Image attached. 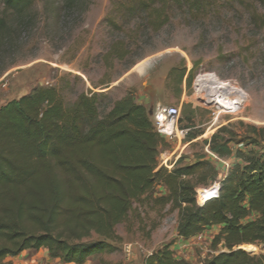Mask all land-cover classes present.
Listing matches in <instances>:
<instances>
[{
  "label": "trees",
  "instance_id": "1",
  "mask_svg": "<svg viewBox=\"0 0 264 264\" xmlns=\"http://www.w3.org/2000/svg\"><path fill=\"white\" fill-rule=\"evenodd\" d=\"M55 1L62 2V9L78 7V0ZM213 3L112 0L104 22L120 35L102 54L104 65L124 60L131 43L145 31H159L172 12L195 20L207 15ZM34 7V0H0V57L32 26ZM186 71L174 66L167 77L176 74L177 85H189L191 74L185 77ZM105 95L79 92L66 102L60 87L35 86L0 106V264H11L6 259L24 250L41 248L60 262L84 264L90 256L114 249L107 240L137 201L177 210L176 231L182 239L220 225L211 247L217 250L223 244L225 250L201 264H264V254L252 255L240 247L264 243V147L231 146H257L264 129L247 126L241 136L222 125L204 140L217 157L236 160L218 180L217 169L204 155L188 164L180 155L170 169L159 165L164 140L146 106L129 91L102 114ZM201 134L188 131L185 138L191 141ZM216 181L217 195L199 203L198 188ZM92 235L97 238L90 239ZM142 264L191 263L175 257L166 244Z\"/></svg>",
  "mask_w": 264,
  "mask_h": 264
},
{
  "label": "rangeland",
  "instance_id": "2",
  "mask_svg": "<svg viewBox=\"0 0 264 264\" xmlns=\"http://www.w3.org/2000/svg\"><path fill=\"white\" fill-rule=\"evenodd\" d=\"M111 1L78 0V7L66 10L60 1L34 0L36 18L32 26L23 30L13 47L0 57V106L35 86L60 87L66 102H72L79 92H104L102 114L129 91L135 100L148 95L145 106L151 117L158 104L180 106L179 127L203 132L193 141L184 138L180 143L176 138L162 137L159 165L165 160L173 163L177 155L184 156L185 164L204 155L217 169L220 180L236 160L233 156L217 157L204 140L222 125H230L241 136L247 134V126L264 129V2L214 0L209 13L195 20L172 12L164 27L157 32L145 31L139 41L131 43L124 60H114L106 67L102 54L120 35L104 22ZM174 66L186 67L185 77L191 74L189 85L184 81L177 85L176 74L167 77ZM202 76L238 92L242 109L235 114L219 113V108L208 103L198 90L197 79ZM204 83L209 87L204 92L207 94L212 84ZM262 138L257 146H231L258 151L264 147V132ZM217 187L218 181L199 187L198 202L203 203ZM158 190L164 191L161 187ZM177 221L178 211L169 206L150 208L144 201L133 202L125 221L116 225L112 240H107L114 249L94 254L84 264H142L145 256L166 244L175 257L191 264H201L205 257L225 250L221 244L217 250L211 247L220 225L182 239L177 236ZM96 238L92 235L90 239ZM253 245L250 254H264V243ZM38 264L63 263L43 258Z\"/></svg>",
  "mask_w": 264,
  "mask_h": 264
},
{
  "label": "built area",
  "instance_id": "3",
  "mask_svg": "<svg viewBox=\"0 0 264 264\" xmlns=\"http://www.w3.org/2000/svg\"><path fill=\"white\" fill-rule=\"evenodd\" d=\"M219 88L222 89V93L219 94L221 96L220 101L225 104L223 112L224 113H238L243 106V101L233 92L227 90L230 86L223 82H218ZM214 105L216 108L217 105ZM179 116H180V106L176 105H157L155 107V111L152 115V121L156 132L162 137L176 138L178 142L186 137L188 133V128L179 127ZM178 132L181 133V138L178 135ZM179 155L176 156V159ZM175 159V160H176ZM174 163V162H173ZM173 163H168L167 160L163 162V165L170 169ZM218 189L210 191L209 194L206 195V199L210 197H215L217 195Z\"/></svg>",
  "mask_w": 264,
  "mask_h": 264
},
{
  "label": "bare ground",
  "instance_id": "4",
  "mask_svg": "<svg viewBox=\"0 0 264 264\" xmlns=\"http://www.w3.org/2000/svg\"><path fill=\"white\" fill-rule=\"evenodd\" d=\"M207 81L212 84V86H211L212 88L209 90V93L206 94V93H204L206 91L205 89L209 88V87L206 86L204 82H207ZM197 85H199L198 90L203 92L202 94L204 96V99L210 104L217 105V107L219 108V111H218L219 113L223 112L225 104L220 101L221 96H219V94L222 93L221 92L222 89L219 88L218 82H216V80L214 78H211V77L204 78L202 76V77H199L197 79ZM227 90H229L230 92L232 91L233 94L237 95L241 99L240 94L238 92H236L234 89L228 87ZM178 135L181 138L180 132H178ZM217 189H218V187H217ZM240 247L243 248L244 250L248 251V252L251 250H254V248H255V246L253 244H244V245H241Z\"/></svg>",
  "mask_w": 264,
  "mask_h": 264
},
{
  "label": "crops",
  "instance_id": "5",
  "mask_svg": "<svg viewBox=\"0 0 264 264\" xmlns=\"http://www.w3.org/2000/svg\"><path fill=\"white\" fill-rule=\"evenodd\" d=\"M147 96L148 95H145L144 97L138 96V100H135V101L138 103H141L143 105H146V103L149 102ZM147 110H149V108H147ZM193 140H195V139H193ZM193 140H191V141H193ZM43 258L46 260L52 259L48 256L47 250L41 248L37 251L27 249V250L22 251L18 255L8 257L7 259H10L12 261V264H38V263H42ZM52 260L59 261L57 259H52ZM63 264H72V263H63Z\"/></svg>",
  "mask_w": 264,
  "mask_h": 264
},
{
  "label": "water",
  "instance_id": "6",
  "mask_svg": "<svg viewBox=\"0 0 264 264\" xmlns=\"http://www.w3.org/2000/svg\"><path fill=\"white\" fill-rule=\"evenodd\" d=\"M221 247H222V248H224V245H223V244H221Z\"/></svg>",
  "mask_w": 264,
  "mask_h": 264
}]
</instances>
